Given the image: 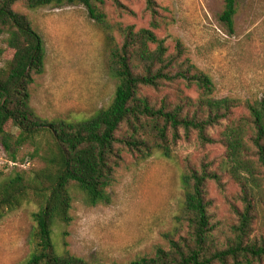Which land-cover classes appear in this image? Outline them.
Listing matches in <instances>:
<instances>
[{
    "label": "trees",
    "instance_id": "trees-1",
    "mask_svg": "<svg viewBox=\"0 0 264 264\" xmlns=\"http://www.w3.org/2000/svg\"><path fill=\"white\" fill-rule=\"evenodd\" d=\"M106 1L0 0V37L6 35V47L13 51L0 70V142L13 161L11 147L29 143L34 148L32 155L39 154L42 163L0 179V221L25 203L37 206L31 214V251L21 264H104L59 254L54 248L52 225L70 222L72 192L82 193L89 205L104 203L121 161L120 144L141 158L156 152L169 157L170 144L192 134L202 145L218 142L224 147L221 169L240 188L241 206H234L237 220L226 228L211 222L205 183L213 179L220 184L217 172L202 166L184 173L176 232L164 235L167 246L157 245L151 254L127 264H264V234H253L252 227L264 211V95L244 102L230 96L214 97L211 78L186 56L180 41L174 40L170 47L168 37L157 34L168 23L161 14L166 8L156 0H143L149 26L137 29L132 24H111L102 8ZM109 1L120 12L131 13L121 0ZM17 3L29 10L81 4L103 31L106 66L117 86L110 104L92 119L48 122L31 107L29 87L34 75L44 71L45 48L29 18L13 8ZM236 11L237 0H224L219 19L230 31ZM181 84L193 88L197 96L185 95ZM167 88L176 91L175 101L165 93L156 103L144 92ZM7 122L18 129L16 135L5 130ZM122 124L129 129L123 138L117 136ZM215 127L220 128L217 137L209 132Z\"/></svg>",
    "mask_w": 264,
    "mask_h": 264
},
{
    "label": "rangeland",
    "instance_id": "rangeland-1",
    "mask_svg": "<svg viewBox=\"0 0 264 264\" xmlns=\"http://www.w3.org/2000/svg\"><path fill=\"white\" fill-rule=\"evenodd\" d=\"M167 16V24L157 30L167 36L170 47L179 40L186 56L206 73L214 84L213 95L246 100H260L264 95V0H237L232 31L220 21L224 0H156ZM131 11L120 12L107 0L102 6L111 24L149 26V14L143 0H121ZM25 14L45 48L44 71L34 75L29 87L30 105L46 121L65 119L88 121L114 97L116 78L106 66V41L103 31L81 4L46 6L35 10L21 3L13 7ZM119 41V33L114 31ZM6 35L0 37L3 52L0 70L12 57L6 47ZM181 90L192 98L193 88ZM150 101L158 102L166 93L173 102L174 88L164 91L144 90ZM5 130L16 135L18 129L7 122ZM219 127L210 129L217 137ZM129 135L122 124L118 137ZM169 139L171 137L169 136ZM121 161L107 188L104 203L89 205L82 193L72 192L68 224L54 222L51 241L57 253H70L88 262L127 264L141 255L151 254L157 245L167 246L164 235L176 232L182 212V175L199 171L202 166L219 174L220 184L208 179L206 195L210 199L211 222L226 228L236 222L234 206L239 185L221 169L225 149L218 143L200 144L195 134L170 144L169 157L156 152L141 158L119 145ZM33 145L11 147L13 161L0 142V179L17 171L42 166ZM42 151L41 149L39 150ZM39 152V153H40ZM42 153V152H41ZM40 153V154H41ZM33 202L25 203L0 221V264H21L31 251L34 226ZM253 234H264V211L253 222Z\"/></svg>",
    "mask_w": 264,
    "mask_h": 264
}]
</instances>
